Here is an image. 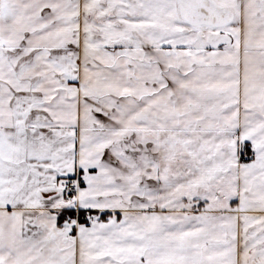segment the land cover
I'll use <instances>...</instances> for the list:
<instances>
[{"label":"snow or ice","instance_id":"obj_1","mask_svg":"<svg viewBox=\"0 0 264 264\" xmlns=\"http://www.w3.org/2000/svg\"><path fill=\"white\" fill-rule=\"evenodd\" d=\"M0 264H264V0H0Z\"/></svg>","mask_w":264,"mask_h":264}]
</instances>
